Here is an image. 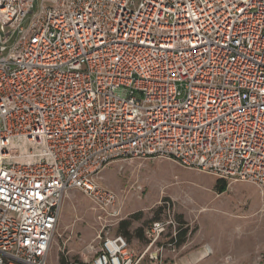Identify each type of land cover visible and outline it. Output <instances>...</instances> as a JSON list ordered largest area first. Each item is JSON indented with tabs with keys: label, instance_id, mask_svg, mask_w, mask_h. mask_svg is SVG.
I'll use <instances>...</instances> for the list:
<instances>
[{
	"label": "built area",
	"instance_id": "2783aa9c",
	"mask_svg": "<svg viewBox=\"0 0 264 264\" xmlns=\"http://www.w3.org/2000/svg\"><path fill=\"white\" fill-rule=\"evenodd\" d=\"M133 159L264 199V0H0V264L48 263L72 191L118 219L100 175ZM171 228L87 264H162Z\"/></svg>",
	"mask_w": 264,
	"mask_h": 264
},
{
	"label": "rangeland",
	"instance_id": "374dc122",
	"mask_svg": "<svg viewBox=\"0 0 264 264\" xmlns=\"http://www.w3.org/2000/svg\"><path fill=\"white\" fill-rule=\"evenodd\" d=\"M218 178L186 170L167 160L133 159L108 166L100 175L102 186L115 192L120 202L118 219L104 221L88 197L72 191L64 202L47 264L61 258L87 264L92 247L102 239L121 234L120 223L137 236L153 222L171 219L176 238L187 231L185 242L173 243V228L161 239L162 264H264V199L258 187L236 183L221 193ZM102 218V219H100ZM104 227V228H103ZM150 241L133 240L136 254ZM155 248L150 253L154 252ZM206 250L211 253L200 260ZM142 264H157L148 261Z\"/></svg>",
	"mask_w": 264,
	"mask_h": 264
},
{
	"label": "trees",
	"instance_id": "16d2710c",
	"mask_svg": "<svg viewBox=\"0 0 264 264\" xmlns=\"http://www.w3.org/2000/svg\"><path fill=\"white\" fill-rule=\"evenodd\" d=\"M218 186H219V189H220L221 193L225 192L226 189H227V184L223 180H218ZM157 220H160V219L158 218ZM130 226H131V222L130 221L129 222L124 221V222L121 223V229H123V232H122L121 236H123L127 241H130L133 238V235L128 231ZM186 234H187V231H184L183 233H179L177 238L172 239V242L173 243H178L179 242V244L184 243ZM137 237L139 239L143 238L142 230H139V232L137 233ZM59 264H81V263L70 262L66 258H61Z\"/></svg>",
	"mask_w": 264,
	"mask_h": 264
},
{
	"label": "crops",
	"instance_id": "0c3cea01",
	"mask_svg": "<svg viewBox=\"0 0 264 264\" xmlns=\"http://www.w3.org/2000/svg\"><path fill=\"white\" fill-rule=\"evenodd\" d=\"M217 178V177H216ZM219 179V178H218ZM219 180H222V179H219ZM224 182H226L225 180H223ZM226 184H227V186H228V183L226 182ZM236 184V183H235ZM227 190V189H226ZM159 221H162L161 219L159 220ZM156 222V221H155ZM122 223V222H121ZM121 223H120V228H121ZM154 223V222H153ZM150 228V227H149ZM149 228L148 229H146V231H145V235H144V231L142 230V235H143V240L145 239V236L148 238V236H147V233H148V231H149ZM122 230H121V234H118V236H121L122 235ZM139 232V231H138ZM132 234V233H131ZM133 235V238L130 240V241H128L129 242V245H130V242L131 241H133V240H137V241H140L141 239H139L135 234H132ZM149 240V239H148ZM148 245H149V243H148ZM147 245V246H148ZM147 246L145 247V248H143V250H141V252H139L137 255H140V254H142L144 251H145V249L147 248ZM89 247H92V249H93V245H90ZM131 247V246H130ZM132 248V247H131ZM133 250V249H132ZM134 252H136L135 250H133ZM207 251V250H206ZM205 254V253H204ZM203 254V255H204ZM207 257V255H204V256H202V258L200 259L201 261L202 260H204L205 258ZM148 261H149V259H148ZM144 262H146V260L144 261ZM59 263H60V261H59ZM58 263V264H59ZM151 263V262H150Z\"/></svg>",
	"mask_w": 264,
	"mask_h": 264
},
{
	"label": "bare ground",
	"instance_id": "6f19581e",
	"mask_svg": "<svg viewBox=\"0 0 264 264\" xmlns=\"http://www.w3.org/2000/svg\"><path fill=\"white\" fill-rule=\"evenodd\" d=\"M210 253H211V252H210L209 250H207L206 253H205L204 255H207V256H208ZM204 255H203V256H204Z\"/></svg>",
	"mask_w": 264,
	"mask_h": 264
}]
</instances>
